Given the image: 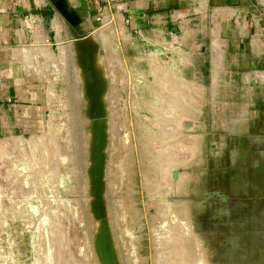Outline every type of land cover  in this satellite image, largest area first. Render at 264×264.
I'll list each match as a JSON object with an SVG mask.
<instances>
[{
	"label": "rangeland",
	"instance_id": "374dc122",
	"mask_svg": "<svg viewBox=\"0 0 264 264\" xmlns=\"http://www.w3.org/2000/svg\"><path fill=\"white\" fill-rule=\"evenodd\" d=\"M9 1L23 31L0 35V107L21 108L0 114V264H101L97 218L118 264H264V84L212 36L203 0L138 17L129 0Z\"/></svg>",
	"mask_w": 264,
	"mask_h": 264
},
{
	"label": "crops",
	"instance_id": "0c3cea01",
	"mask_svg": "<svg viewBox=\"0 0 264 264\" xmlns=\"http://www.w3.org/2000/svg\"><path fill=\"white\" fill-rule=\"evenodd\" d=\"M197 1L199 2V0ZM128 2L132 6L131 14L135 13L136 16L142 15L140 10L153 9L160 11L164 16L163 13L170 12L171 14L173 11L183 13L189 7L187 0H129ZM202 5L207 12L208 24L216 25V28L213 29L215 33L212 36L227 41L228 45L226 46L232 50L231 53L228 47V52L235 55L233 58L237 57L242 63L249 62L250 59L253 74L258 79L257 84L259 82L264 84V0H203ZM134 7L137 10H133ZM18 11L19 9L15 5L12 8L9 0H5L4 3L3 0H0L1 37L8 40L17 36V31L22 33V27L16 26L20 21ZM250 12L254 13L255 19L258 21L255 27L251 25L249 20ZM183 14L180 13L179 15ZM251 29L255 31L254 34H251ZM208 35H210V31ZM20 108L21 106L17 104L10 105L8 108L0 107V114L8 111L18 112ZM259 140L263 142L259 144L260 146L258 145ZM256 142V149L261 148L264 152V135H256ZM252 162L255 165L264 164L263 159H256Z\"/></svg>",
	"mask_w": 264,
	"mask_h": 264
},
{
	"label": "bare ground",
	"instance_id": "6f19581e",
	"mask_svg": "<svg viewBox=\"0 0 264 264\" xmlns=\"http://www.w3.org/2000/svg\"><path fill=\"white\" fill-rule=\"evenodd\" d=\"M107 27V26H106ZM99 33V32H97ZM103 33V32H102ZM104 34V33H103ZM98 36V35H97ZM100 37V36H99ZM89 38V37H88ZM102 38V37H101ZM86 39V38H85ZM83 39V41H78V45L79 47H82L83 48H86V46L89 45V48L92 47V49H89L90 51H94L95 49V44L93 42H96L94 41L93 39ZM97 72L99 71H95V74H94V78H95V82L94 83H90L92 89L90 90V96H91V104H92V107L95 111L97 112H102V113H106V115L104 114V116L106 117L107 116V112L108 110H106V105H105V100H104V97H103V86H102V82H101V79H100V74H98ZM155 91V90H154ZM105 93V92H104ZM156 95V94H155ZM188 97V96H187ZM157 98V97H156ZM178 101V100H177ZM103 103V104H102ZM157 103V102H156ZM160 103V102H159ZM110 106V105H109ZM112 110V109H111ZM184 111V110H183ZM174 113V112H173ZM179 116V115H178ZM163 120V119H162ZM96 121V120H95ZM101 121V122H99ZM110 123H111V120H110ZM108 125V126H107ZM56 127V126H55ZM94 128H96L95 130V137H96V140L98 138H102L103 140L108 137V132L107 130H105V128L108 129L109 127V121L107 120H100L98 119L95 123H94ZM96 142V141H95ZM196 147V145L194 146ZM193 147V148H194ZM148 150V149H147ZM102 154H103V162H101L99 165L97 163V152L96 150L93 152V157H92V162H91V166H90V183L92 185V194L94 196V192H95V184L93 182V176H97V179L94 178V180L97 182V186H101V190H104V185H105V168H106V159L104 157V154H105V151H104V148L102 146ZM97 166V169L98 170V174L96 173V170L94 171L93 173V168H95ZM108 170V169H107ZM109 172V171H108ZM96 173V174H95ZM85 174V173H84ZM108 174V173H107ZM107 178V177H106ZM109 179V178H108ZM88 181V180H86ZM88 184V183H87ZM90 186V185H89ZM82 187V186H81ZM86 187V185H85ZM97 189V187H96ZM83 190V189H82ZM86 190V189H85ZM88 191V190H87ZM86 192V191H85ZM88 198V197H87ZM86 198V199H87ZM85 201V200H84ZM112 202V201H111ZM95 201L93 199V205H92V208H93V212L94 214L96 215V211H95ZM112 204V203H111ZM104 205V204H103ZM183 205V204H182ZM182 205H176L175 207L173 206V209H175V211H182V209H184L185 205L183 206L182 208ZM105 206V205H104ZM103 206V208H104ZM97 208V207H96ZM110 208V206H109ZM112 208V207H111ZM161 208V207H159ZM114 211V210H113ZM185 211V210H184ZM174 212V211H173ZM183 212V211H182ZM172 213V212H171ZM119 214V213H118ZM179 215V214H178ZM165 216V215H164ZM108 218V217H107ZM112 218V216H111ZM114 218V217H113ZM112 218V219H113ZM162 218V217H161ZM173 218V217H172ZM98 222L100 223V226L98 228V233L95 237V249H96V252H97V256L99 258V261L101 264H105V260L107 262V264H118L117 262V257H116V253H115V247H114V244H113V240H112V237H111V233H110V230H109V227H108V220L106 219H101V218H97ZM185 220H186V216H185ZM116 221V220H115ZM169 221V220H168ZM112 223V222H111ZM117 223V222H116ZM114 224V223H113ZM119 226V225H118ZM121 228V227H120ZM117 229V228H116ZM121 230V229H120ZM117 234V233H116ZM57 236V235H56ZM58 241V240H57ZM117 242V241H116ZM119 242V241H118ZM188 242V241H187ZM186 242V243H187ZM119 244H121L119 242ZM193 244V243H192ZM172 245V244H171ZM175 245V244H174ZM190 245V243L188 244ZM185 246V245H184ZM187 246V245H186ZM70 247V246H69ZM191 247V246H190ZM189 247V248H190ZM169 248V247H167ZM175 249V248H174ZM185 250V249H184ZM192 250H195V249H186V258H191V255H190V252ZM122 253V252H121ZM183 254V253H182ZM66 256V255H65ZM183 256V255H182ZM74 257V256H73ZM122 259V258H121ZM193 259V258H192ZM133 260V259H132ZM189 260V259H188ZM124 262V261H123ZM69 263V262H68ZM178 264V263H177ZM202 264V263H201ZM204 264V263H203ZM207 264V263H206Z\"/></svg>",
	"mask_w": 264,
	"mask_h": 264
},
{
	"label": "water",
	"instance_id": "95a60500",
	"mask_svg": "<svg viewBox=\"0 0 264 264\" xmlns=\"http://www.w3.org/2000/svg\"><path fill=\"white\" fill-rule=\"evenodd\" d=\"M68 8L71 10V11H73V8L71 7V5H69L68 6ZM104 144H105V139L103 140L102 138H98L97 140H96V142H95V149L93 150V152L96 150V152H97V155L96 156H98L97 157V163H98V165L101 163V162H103V154H102V146H103V148H104ZM97 169V166L95 167V168H93V173H94V171ZM96 173L98 174V170H96ZM95 173V174H96ZM94 178H96L97 179V176L95 177V176H93V182H94V184H95V191L96 192H98V191H101V186H97V182L94 180ZM96 187H97V189H96ZM97 208H96V210H98L100 213L102 212V209H103V206L102 205H100L99 203H97L96 205H95ZM105 264H107V262H106V260H105Z\"/></svg>",
	"mask_w": 264,
	"mask_h": 264
},
{
	"label": "built area",
	"instance_id": "2783aa9c",
	"mask_svg": "<svg viewBox=\"0 0 264 264\" xmlns=\"http://www.w3.org/2000/svg\"><path fill=\"white\" fill-rule=\"evenodd\" d=\"M255 21V19H253Z\"/></svg>",
	"mask_w": 264,
	"mask_h": 264
}]
</instances>
